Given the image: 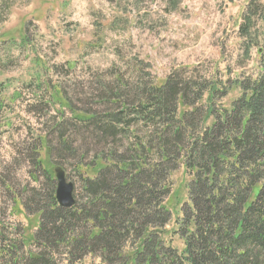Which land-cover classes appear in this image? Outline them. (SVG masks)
Returning a JSON list of instances; mask_svg holds the SVG:
<instances>
[{
	"label": "trees",
	"instance_id": "trees-1",
	"mask_svg": "<svg viewBox=\"0 0 264 264\" xmlns=\"http://www.w3.org/2000/svg\"><path fill=\"white\" fill-rule=\"evenodd\" d=\"M236 29V74L228 65L179 67L158 84L142 73L135 85L121 83V92L102 86L96 97L104 110L89 112L74 110L55 86L52 100L74 118L54 125V148L46 135L30 153L26 149L34 167L48 174L19 202L38 216V227L25 254L21 242L0 234V264H83L91 257L99 264H264L261 0L247 1ZM234 88L239 95L227 107ZM5 91L0 81V146L11 107ZM69 134L81 146L74 147ZM44 145L50 158L64 161L72 153L78 160L81 187L79 194L74 189L73 207L56 199V179L43 165ZM95 145L100 150L85 164L81 151ZM179 171L189 180L175 216L168 201Z\"/></svg>",
	"mask_w": 264,
	"mask_h": 264
},
{
	"label": "rangeland",
	"instance_id": "rangeland-1",
	"mask_svg": "<svg viewBox=\"0 0 264 264\" xmlns=\"http://www.w3.org/2000/svg\"><path fill=\"white\" fill-rule=\"evenodd\" d=\"M247 1L0 0V81L11 106L0 146V234L21 242L22 254L32 248L38 216L27 214L19 202L28 188H37L48 174L43 167L37 170L24 153L46 135L54 142L49 148H54V125L74 118L52 100L55 86L73 102L74 110L89 112L104 110L96 97L102 86H115L121 92V83L135 85L142 73L162 84L179 67L212 69L219 64L222 70L228 65L233 71L239 43L236 23ZM238 95L234 88L225 106ZM69 136L74 147L81 146V139ZM97 150L99 145L81 151L86 154L85 164L93 162ZM48 152L44 145V167L54 180L55 169L61 167L79 194L78 160L70 153L58 161ZM183 173L174 175L168 201L175 216L177 202L186 200L189 177ZM22 237L27 245H22ZM175 246L181 248L178 239ZM83 264L99 261L91 257Z\"/></svg>",
	"mask_w": 264,
	"mask_h": 264
},
{
	"label": "water",
	"instance_id": "water-1",
	"mask_svg": "<svg viewBox=\"0 0 264 264\" xmlns=\"http://www.w3.org/2000/svg\"><path fill=\"white\" fill-rule=\"evenodd\" d=\"M57 191L56 199L62 207L69 208L75 205L74 184L67 181L65 172L56 171Z\"/></svg>",
	"mask_w": 264,
	"mask_h": 264
},
{
	"label": "bare ground",
	"instance_id": "bare-ground-1",
	"mask_svg": "<svg viewBox=\"0 0 264 264\" xmlns=\"http://www.w3.org/2000/svg\"><path fill=\"white\" fill-rule=\"evenodd\" d=\"M99 46V45H98ZM29 60V59H28ZM257 60V59H256ZM29 64V63H28ZM249 69V68H248ZM78 74V73H77ZM111 77V76H110ZM96 78V77H95ZM65 82V81H64ZM85 82V81H84ZM40 85V84H39ZM74 87V86H73ZM70 115V114H69ZM53 122V121H52ZM72 129V128H71ZM196 130V129H195ZM54 134V133H53ZM27 138V137H26ZM150 138V137H149ZM28 139V138H27ZM37 145V144H36ZM53 157V155H52ZM7 163V162H6ZM169 182V181H168ZM152 236V235H151ZM58 248V247H57ZM64 251V250H63ZM58 252V251H57ZM75 255V254H74ZM86 255V254H85ZM75 262V261H74Z\"/></svg>",
	"mask_w": 264,
	"mask_h": 264
}]
</instances>
